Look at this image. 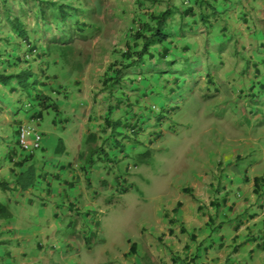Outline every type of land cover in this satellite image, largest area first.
I'll return each mask as SVG.
<instances>
[{
  "label": "crops",
  "instance_id": "1",
  "mask_svg": "<svg viewBox=\"0 0 264 264\" xmlns=\"http://www.w3.org/2000/svg\"><path fill=\"white\" fill-rule=\"evenodd\" d=\"M206 1L210 5L203 11L194 5L190 15L180 12L183 28L178 26L177 38L185 52L180 54L183 58L178 59L176 67L188 70L182 84V92H188L180 112L182 121H217L226 132L236 126L225 121L247 117L258 121L259 127L254 124L242 136L237 131L223 139L217 137L214 143L221 142L220 147H210L197 163L191 161L176 168L178 175L185 170L186 176L172 184L170 191L160 188L152 200L167 202L159 207L156 202V208L149 211L146 185L158 176L149 177L148 161L163 158L155 144L160 134L155 125L137 122L138 117L131 115L134 107L127 109L130 111L125 119L121 118L122 123H115L116 111L120 112V105L129 104L131 99L126 98L124 103L117 99L115 113H101L100 122L92 117L90 125L96 130L80 133L77 138L68 126L70 121L64 123L53 116L42 126L47 146L32 155L14 142L19 138L17 129L26 123L22 121L24 114L15 116L17 124L7 121L0 125V136H8L3 142L5 147L0 145L1 154L28 153L21 169L34 168L36 181L27 189H0V201L7 203L12 212L10 219H0V264H86L88 258L82 252L91 243L88 234L69 231L81 230L89 220L108 211L113 215L127 213L132 222L134 216L137 219L135 228L120 237L123 244L112 240L119 248L111 257L112 264H264V157L253 165L236 166L257 149L264 151V0ZM187 3L182 10L191 5ZM218 11L223 16L214 24L212 14ZM196 17L201 21H195ZM230 18L242 19L244 25ZM196 23L200 24L199 31H191ZM5 43L10 45V39ZM197 56L199 63L188 67L186 61ZM192 76L197 77L195 88L188 83ZM14 84L6 87L15 91ZM217 104L222 108L219 115L210 109ZM31 114L34 118L29 124L37 126L40 122L37 127L41 129L42 118H36V112ZM166 117L162 112L157 125ZM129 133L138 135L121 146L123 135ZM85 136L87 145L82 140ZM175 143L178 141L169 146ZM143 146L148 149L140 154L144 160L133 163L132 158ZM1 162L0 166L14 167L13 162ZM0 179L14 178L6 170ZM150 190L158 192L154 187ZM136 203L140 207L135 213L127 212L134 210ZM103 225L97 233L102 232ZM106 253L102 250L94 255L90 264H108Z\"/></svg>",
  "mask_w": 264,
  "mask_h": 264
},
{
  "label": "rangeland",
  "instance_id": "2",
  "mask_svg": "<svg viewBox=\"0 0 264 264\" xmlns=\"http://www.w3.org/2000/svg\"><path fill=\"white\" fill-rule=\"evenodd\" d=\"M187 2L185 3V0H0V72L11 74L29 69L38 79V83L29 84V87H21L17 80H13L15 91L0 83V125L7 121L11 123L13 121V124H17L14 117L24 114L25 120L22 121L26 123L23 124L32 128L35 127L36 130L43 133L42 147H44L47 146V139H45L46 134H44L42 126L46 122L48 123L53 116L64 123L70 121L68 126L71 125L70 128L74 130L77 138L80 133L86 134L96 130L90 125V122L93 121L92 117L95 118L94 120L98 117L100 122L103 116L101 113L104 115L115 113L117 105L114 102L117 99H122V103L126 98L128 101L131 99V103L135 104L134 108H136L131 115L138 117L137 122L149 123L151 126L155 125L156 133L160 134V140L155 144L158 146V152L163 154V158L152 159L150 163L148 161L149 177L155 178V176H158V178L151 185H146L149 194L146 195L149 197V211L151 207L156 208V202L158 207L163 206V202L166 203L167 200L153 201L152 197L159 194L160 188L165 189L167 187L166 191H170L169 188L172 187V184L180 183L183 180V177L186 176L183 172L185 170L181 172L182 177L181 174L176 173V168L191 161L197 163L205 152H210L211 148L220 147L221 142L214 143L217 137L223 139L226 134L232 135L233 132L237 131L241 132L242 136L254 124V127H259L258 121L252 122L247 117L225 121L230 126H236V129L232 128V130L226 132L223 129L221 130V127L224 128V126L217 121L207 122L205 119L196 118L195 120L183 122L180 112L183 102H186L188 92H182V84L188 70L179 69L176 65L170 67L167 60L166 62L157 60L159 54L156 53V49L160 48L158 46L151 48L155 55L153 60H148L147 55L145 58L150 64L163 63V69L165 70L171 68L168 73H165L166 75L171 74L167 76L168 80L166 76L161 77L159 80L151 79L149 73L142 74L140 69L130 68L125 70L123 74V86L119 87V89H123L122 91L115 90L111 94L110 90L105 87L106 77L109 73L112 74L109 68L111 65L118 67L120 61L123 60L121 54L126 51L128 44H133L135 32L139 29L144 30L143 23L150 20V15L170 8L174 12V17L170 20L173 22L172 26L175 29L178 26L183 28L181 13L184 10L181 7L187 5ZM59 7L63 10L64 8L67 9L70 14L66 22L59 18L61 12ZM7 10H10L12 15L18 16L26 23L29 38L31 37L29 43L37 46V52H31L27 44L16 35L6 19ZM197 11L199 13V10ZM222 16L219 11L218 13L215 12L211 21L216 24ZM189 19H192V17ZM191 21H194V19ZM195 21L201 20L196 17ZM231 22L244 25L242 19L239 21L231 19ZM199 26L200 24L196 23L191 31H195L194 29L197 28L196 31L198 32ZM197 36H199V33ZM5 39H10V45L5 43ZM167 41V45L171 47V59L175 57L176 59L183 58L180 54L184 53L185 49L180 45L178 38L175 37V39H168ZM127 62L128 60H124V64ZM197 62L199 63L198 56L186 61L188 67L196 65ZM34 79L35 77L32 76L29 83H33ZM188 79L191 88H195L197 77L192 76ZM149 81L154 84L150 89ZM150 91L153 94L149 95ZM30 92L32 96L29 97ZM39 92L46 98L45 103L50 106L46 104L42 106L39 103H36L35 106H28L29 102H34L40 96ZM149 102L153 104L150 105ZM62 103L64 104L62 105ZM92 104L97 105L93 106ZM130 106V104L125 103L120 105L121 111H116L118 113L115 118L116 124L123 122L121 118L125 119L127 112L130 111L127 110ZM210 109L216 115H219L222 110L218 104L213 105ZM40 110L42 113L48 110L45 115L43 113L39 117V119L42 118L41 129L37 127L40 122L37 123V126H33L32 122L29 124V121L34 118L32 114L29 116V113ZM162 112L167 117L161 121V124L157 125V118L162 115ZM120 114L121 116H119ZM36 118H38L37 115ZM149 119H151L150 122ZM115 127L113 125V128ZM149 128L151 127L149 126ZM209 129L212 131L209 132ZM163 133L165 134L163 135ZM137 135L138 133L123 135L120 141L121 146L128 143L127 139L135 140ZM150 137L149 133V139H151ZM6 138L8 136H0V145L3 147H5L3 142H6ZM82 140L84 141L83 144L87 145V137L85 136ZM143 140L144 142L147 141L146 139ZM174 141H178V143L169 146ZM14 142L19 144L17 140ZM52 142H54L53 138ZM71 142L73 141L70 139ZM151 144L152 142L149 140V145ZM90 145L93 147L94 141ZM242 147L244 149V145ZM46 149L47 151L51 150L50 147ZM257 150V152L250 155L251 157L248 155L244 157L236 166L242 168L257 163L259 159L264 157V151ZM146 151L148 149L145 146H143V150L139 149L136 153L137 156L132 158L134 159L132 162L140 163L142 159L144 160L140 154ZM19 153L20 156L25 155ZM146 158L149 160V156H146ZM2 161L6 164L10 163L6 162L5 159ZM168 167H171L172 170L169 171ZM6 170L9 169L0 166V177L3 176ZM158 171L163 172L157 173ZM151 187L157 188L158 192L156 193L155 190L149 191ZM168 196L169 194L163 197L167 198ZM138 207L140 205L136 203L134 210H128L127 212L135 213ZM111 212L108 211L100 218L95 217L89 220L90 222L85 223L81 230L71 229L69 231L70 234H73L74 231L75 233L82 231L88 234L87 237L91 243L86 245L84 252H82L86 254L84 258H88L86 264H90L93 256L100 254L102 250L107 251L105 254L106 261L108 264H112L111 257L119 250L118 246L115 247L116 243H112V240L114 239L119 244H123L124 239L121 240L120 237L135 228V221H137L135 216V221L132 222L131 216L127 213L113 215ZM101 224H104V229L102 232L97 233L98 230H101ZM90 247L95 249L89 250Z\"/></svg>",
  "mask_w": 264,
  "mask_h": 264
},
{
  "label": "trees",
  "instance_id": "3",
  "mask_svg": "<svg viewBox=\"0 0 264 264\" xmlns=\"http://www.w3.org/2000/svg\"><path fill=\"white\" fill-rule=\"evenodd\" d=\"M189 4H191L185 12H188L187 15H190L194 12V5H199L201 11L204 10L207 6H209V2L206 0H187ZM55 6V5H54ZM60 8V14L59 18L62 21H65L70 17V14L67 12V9L64 8V10ZM215 13V12H214ZM214 13L212 15H214ZM6 19L8 23L11 25V27L16 32V35H18L21 40H23L27 47L31 52L35 51L37 52V46L30 42L29 38V32L28 27L24 21H22L18 16L12 15L10 10H7L6 12ZM174 17V12L167 8L164 11H161L160 13H155L150 15V20L147 23H143V29H139L137 32H135L133 37V44H128V47L126 51H124L121 54V58L123 60L120 61L118 67L115 65H111L109 68L111 70L112 74H108V77L105 79V87H107L110 90V93L113 94L115 90L122 91L123 89H119V87H122L123 85V74L125 70L134 68V69H140L142 74L149 73L151 79H157L159 80L161 77L169 79L165 73H168L169 70L163 69V63H156L150 64L149 61L145 58L147 55L148 60H153L155 58L154 52L151 48L154 47H160L156 49V53L159 54V57L157 60H164L167 64L170 65V67L174 65H178L179 60L175 58L171 59V47L167 45V40L169 38L177 37L178 31L177 29L172 26V20ZM204 18V15L201 14V19ZM182 29V28H181ZM182 31V30H181ZM6 40V39H5ZM9 40V39H8ZM141 46V47H140ZM49 53V52H47ZM149 53V55H148ZM124 60H128L127 63L124 64ZM156 60V61H157ZM176 72V71H175ZM173 73V72H172ZM35 77L33 83H29V80L31 77ZM17 80L19 86L21 87H29V84H36L38 83L37 77L32 73L31 70L25 69L19 73H11V74H4L0 72V83L5 86L12 85V81ZM154 84L149 81V88H152ZM38 88V87H37ZM15 89V88H14ZM39 95L34 102H29L28 106L34 105L36 103H39L40 105H45L46 98L43 97V95L39 92ZM32 96L31 92L29 93V97ZM131 102H129L130 104ZM133 104V103H132ZM130 104V107H134L135 104ZM47 106L49 104H46ZM33 106V107H34ZM46 106V107H47ZM50 106V105H49ZM49 108V107H48ZM37 117L39 118L42 114V111L36 112ZM42 146L39 148L41 149ZM12 150V149H10ZM24 152H27L23 150ZM28 154V153H27ZM18 155L12 151H10L6 156L2 157L1 149H0V164L1 161L5 159V161L13 162L14 167L13 169H9L13 180L8 181L4 179H0V189L4 191L9 190H16L18 188L21 189H27L30 186H32L36 181V175L35 170L32 167L27 168L26 170L21 169V164L25 162V160L30 155ZM145 154V153H143ZM16 161V162H14ZM12 217V212L8 206L7 203L0 201V219H10ZM148 264H154V263H148Z\"/></svg>",
  "mask_w": 264,
  "mask_h": 264
},
{
  "label": "built area",
  "instance_id": "4",
  "mask_svg": "<svg viewBox=\"0 0 264 264\" xmlns=\"http://www.w3.org/2000/svg\"><path fill=\"white\" fill-rule=\"evenodd\" d=\"M42 143L41 133L30 127H22L20 133V144L26 151L38 149Z\"/></svg>",
  "mask_w": 264,
  "mask_h": 264
},
{
  "label": "clouds",
  "instance_id": "5",
  "mask_svg": "<svg viewBox=\"0 0 264 264\" xmlns=\"http://www.w3.org/2000/svg\"><path fill=\"white\" fill-rule=\"evenodd\" d=\"M12 84H13V83H12ZM33 126H35V125H33ZM22 127H30V126H26L25 124H22V125L19 127V130H18V131H19V138H18L19 145H20L21 149L24 150V149L22 148L21 144H20V133H21V129H22ZM30 128H32V127H30ZM32 129H35V127L32 128ZM35 130H36V129H35ZM36 131H38L39 133H41V131H39V130H36ZM42 134H43V133H41V136H42ZM42 140H43V136H42ZM41 146H42V143H41ZM41 146H40V147H41ZM40 147H39V148H40ZM39 148H38V149H39ZM36 150H37V149H35V150H33V151H27V152H29V153H33V152L36 151ZM25 151H26V150H25Z\"/></svg>",
  "mask_w": 264,
  "mask_h": 264
}]
</instances>
